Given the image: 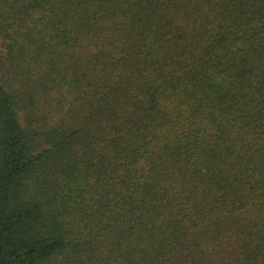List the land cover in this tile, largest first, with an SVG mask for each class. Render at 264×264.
I'll list each match as a JSON object with an SVG mask.
<instances>
[{"label": "trees", "instance_id": "obj_1", "mask_svg": "<svg viewBox=\"0 0 264 264\" xmlns=\"http://www.w3.org/2000/svg\"><path fill=\"white\" fill-rule=\"evenodd\" d=\"M0 264H264V0H0Z\"/></svg>", "mask_w": 264, "mask_h": 264}]
</instances>
